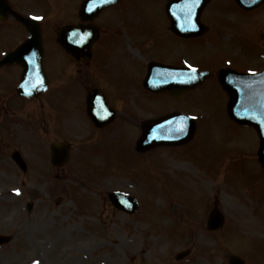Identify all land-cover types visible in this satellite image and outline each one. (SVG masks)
Masks as SVG:
<instances>
[{
  "label": "rangeland",
  "instance_id": "obj_1",
  "mask_svg": "<svg viewBox=\"0 0 264 264\" xmlns=\"http://www.w3.org/2000/svg\"><path fill=\"white\" fill-rule=\"evenodd\" d=\"M125 4V15L115 12L112 17L114 33L119 32L120 26L123 30L124 26L132 28L140 26L143 20L155 19L162 1L130 0ZM52 5L51 0L28 3L29 8L41 11ZM219 9L212 6L209 11L215 15L214 21L221 24L226 15H217ZM258 15L264 23V15ZM49 17L55 20L53 14ZM222 27L229 29L223 22ZM166 34L154 31L145 44L150 43L153 48L160 41L166 42ZM251 35L254 40L261 39L264 27L258 26ZM128 39L123 30V39L111 42V54L105 53L94 69L104 85L119 80L110 76L113 65L125 68L134 62L135 50L129 51L124 45L129 44ZM245 44L221 43L218 54L229 55L237 66L257 64L255 49ZM103 48L99 49L101 54ZM180 48L188 56L217 54L202 48L196 53L191 43L175 47ZM260 52L264 53V49ZM141 56L142 62L148 60L146 54ZM159 56L152 53L155 60ZM134 69L140 71L138 63ZM55 72L63 76L61 67H55ZM70 78H58L61 86L48 93L51 106L56 105L48 121L60 126L61 132L78 138L86 129L87 120L80 107L79 84ZM212 80L202 92H191L172 101L137 94L131 80L121 79L126 103L130 105L125 116L129 121H119L123 140L96 141L86 146L78 164L72 161L61 171L54 168L55 180L48 156L45 164L38 154L33 161L34 171L28 175V192L16 191L18 184L13 182L21 178L18 173L13 174L10 162L0 157V234L13 237L10 243L0 245V264H228V257L233 254L241 256L244 264H264L263 169L257 162L233 164L229 180H223V168L238 160L240 154H250L254 140L247 128L222 120L226 117L223 93ZM173 109L202 114L200 137L197 139L196 135L182 148L165 147L138 157L133 147L138 132L134 139L127 136L134 116L139 121V116L156 117ZM44 112L49 114L47 109ZM256 146L257 143L255 149ZM27 154L33 157L35 152L29 150ZM107 188L134 193L141 200L140 217L111 209L104 192ZM29 200H34L32 214L24 209ZM215 200L224 214V223L220 229L210 231L205 222ZM186 248L191 253L179 262L174 261L175 253Z\"/></svg>",
  "mask_w": 264,
  "mask_h": 264
},
{
  "label": "flooded vegetation",
  "instance_id": "obj_2",
  "mask_svg": "<svg viewBox=\"0 0 264 264\" xmlns=\"http://www.w3.org/2000/svg\"><path fill=\"white\" fill-rule=\"evenodd\" d=\"M31 1L0 0V157L10 159L9 165L12 172L21 176L34 171L32 169L33 161L39 157L38 154L44 160L48 156L50 166L60 170L66 164H71L72 161V164L75 162L78 164L81 161L86 146H88L85 144L88 140H123L122 125L119 121L122 120L124 123L129 119L125 118L127 106L125 90L122 91L121 88V79L131 80L133 82L132 89L137 94L149 96L154 93L148 91L144 87V83L149 88H153L155 86L153 83L157 78H169L170 82L166 83L169 87L168 92L182 95L183 84H188L189 65L192 68L209 71V81L212 79L217 81L221 67L225 66L236 70L235 66L237 65L233 63L229 55L218 54L220 44L228 41L232 45L235 44V41L246 43L245 45L255 49L257 64L264 61V53L260 52L264 49V37L254 40L251 35V33H256L258 26L264 27V23L260 21L261 17L258 15H264V4L249 11L237 0H216L214 7H220L217 15L220 13L226 15L221 20L229 25V29H224L222 22L219 24L214 21L215 15L209 11V8H205L201 15V19L203 16L205 20L206 29L203 26L194 29L193 25L187 22L183 7L173 10L166 7L170 0H161L160 11L156 10L158 15H155V19L150 18V22L147 21L148 19L143 20L140 26L132 28L123 27L121 24L129 36V44H123L128 47V50H135V60L133 63L126 64L125 68L117 64V68H115L113 65L110 76L119 80L112 85H104L95 76L94 69L103 59L105 53L108 56L111 54V42L117 38L123 39L121 27L118 33L113 32L112 25L115 23H112V17L115 12L123 13L124 16L127 6L125 3L130 0H119L116 4H114V0H103L96 7L83 9H80L82 0H63L62 2L51 0L53 5L46 11L29 8L28 3ZM122 5L125 7L123 8ZM100 9L102 10L95 19L82 17L92 15ZM59 12H61L60 17L58 16ZM167 12L174 13L176 16L169 18L166 15ZM49 14H53L54 21L51 20ZM177 15L180 16L177 17ZM34 17H40V19H34ZM60 20L63 21L60 22ZM92 22L99 27L96 40L91 45L79 46L73 38L74 32H72L70 51L67 52L58 39V28L63 24ZM154 31L156 33L165 31L168 41H160L159 45L150 48L151 44L146 45L145 43L148 40L147 37L153 35ZM112 36L114 37L112 38ZM179 43L193 44L196 53H199L202 48L208 51L214 50L217 54L201 53L188 56L184 48L175 49ZM102 47H104L102 49L104 53L101 54L99 49ZM156 52L160 54L157 60L152 57V53ZM143 53L148 56V60L145 62L141 61ZM137 63L139 72L134 69ZM57 66L63 70L62 77L70 75V79L79 84L78 98L80 107L85 113L87 125L86 127L84 125L86 129L78 135V138H72L61 132L60 126L48 121V118H52L56 107V105L51 106L48 93L61 86L58 78L62 77H59L55 72ZM146 77L148 78L145 81ZM91 93L92 97L104 96L105 103L103 104L99 97L95 113L102 123L111 118L104 125L94 124L88 114L86 100ZM44 109H47L49 114L45 115L47 112H44ZM145 118L148 117L139 116L138 121L134 116L130 124L131 131L127 135L130 139L136 137V132L139 134L141 122ZM112 135L113 137H111ZM53 142L64 143L67 146L66 161H63L65 157L63 149L62 154L56 159L57 163H50V145ZM29 150L35 152L33 157L27 154ZM14 154L22 159L23 167L14 161L12 158ZM45 164H48L47 159ZM19 184L20 187H23V181Z\"/></svg>",
  "mask_w": 264,
  "mask_h": 264
},
{
  "label": "water",
  "instance_id": "obj_3",
  "mask_svg": "<svg viewBox=\"0 0 264 264\" xmlns=\"http://www.w3.org/2000/svg\"><path fill=\"white\" fill-rule=\"evenodd\" d=\"M67 49H69L70 48V46H69V48L68 47H66ZM236 101H238V97L236 96L235 97V100L233 101V105L234 104H237V103H235ZM228 114L232 117L233 116V114H232V111H231V102H229L228 103ZM234 117V116H233ZM235 118V117H234ZM246 118H247V116L245 117V118H235V119H238V120H240V121H245L246 120ZM167 120V118H164V119H161V120H157L158 121V123H157V125H156V127H153V131H151V133H147L148 131H146L145 133H144V136H143V140L145 139H149V140H147V141H143L142 143L145 145L146 144V146H153V145H157V144H160V143H166V142H164L166 139V137H163V136H165L166 135V133L165 132H159V128H161L162 127V123H164L165 121ZM246 121H248V119L246 120ZM147 128H149V126L147 127ZM156 129L158 130L157 132H155L156 131ZM148 130V129H147ZM191 133H192V126L189 128V134H188V136H190L191 135ZM163 135V136H162ZM163 139H165V140H163ZM262 140V139H261ZM144 145L143 146H141V148H144ZM260 146H261V148H263V142H261V144H260ZM113 202L116 204V205H118L119 207H122L123 205L120 203V202H118V201H116L115 199L113 200ZM134 208V204H133V206H130V207H128V208H126V210L127 211H131L132 209ZM213 218H214V216H213ZM218 220V219H217ZM233 258H232V264H234V262H233Z\"/></svg>",
  "mask_w": 264,
  "mask_h": 264
},
{
  "label": "snow or ice",
  "instance_id": "obj_4",
  "mask_svg": "<svg viewBox=\"0 0 264 264\" xmlns=\"http://www.w3.org/2000/svg\"><path fill=\"white\" fill-rule=\"evenodd\" d=\"M201 3V0H190V4H189V11H191V7L193 5H199ZM91 10V9H90ZM34 19H40V17H34ZM188 68L192 71V72H195L196 69L195 68H192L191 65L188 66ZM181 131H183V127L181 126L180 128Z\"/></svg>",
  "mask_w": 264,
  "mask_h": 264
}]
</instances>
